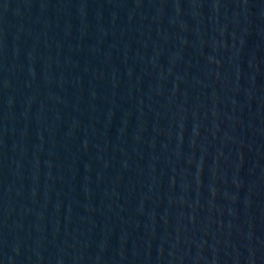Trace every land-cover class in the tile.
<instances>
[{
    "label": "water",
    "instance_id": "water-1",
    "mask_svg": "<svg viewBox=\"0 0 264 264\" xmlns=\"http://www.w3.org/2000/svg\"><path fill=\"white\" fill-rule=\"evenodd\" d=\"M0 264H264V0H0Z\"/></svg>",
    "mask_w": 264,
    "mask_h": 264
}]
</instances>
